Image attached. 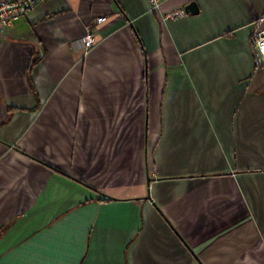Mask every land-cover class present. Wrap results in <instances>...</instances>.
Segmentation results:
<instances>
[{
	"label": "crops",
	"instance_id": "0c3cea01",
	"mask_svg": "<svg viewBox=\"0 0 264 264\" xmlns=\"http://www.w3.org/2000/svg\"><path fill=\"white\" fill-rule=\"evenodd\" d=\"M263 13L47 0L9 27L0 264H264Z\"/></svg>",
	"mask_w": 264,
	"mask_h": 264
},
{
	"label": "built area",
	"instance_id": "2783aa9c",
	"mask_svg": "<svg viewBox=\"0 0 264 264\" xmlns=\"http://www.w3.org/2000/svg\"><path fill=\"white\" fill-rule=\"evenodd\" d=\"M47 0H1L0 1V36L11 27L14 23L26 16L37 5ZM149 10H158L166 0H145ZM183 10L173 11L165 15V19L181 17L184 15ZM105 21L104 17L96 19L100 24ZM95 43V29L91 26L85 27L84 34L74 42V45L84 54L93 48ZM252 45L256 57L257 69L264 66V13L256 21L252 34Z\"/></svg>",
	"mask_w": 264,
	"mask_h": 264
},
{
	"label": "water",
	"instance_id": "95a60500",
	"mask_svg": "<svg viewBox=\"0 0 264 264\" xmlns=\"http://www.w3.org/2000/svg\"><path fill=\"white\" fill-rule=\"evenodd\" d=\"M184 11H185L186 13H190V14H196V13L198 12V11H197V7H196V4H195L194 2L189 3V4L185 7Z\"/></svg>",
	"mask_w": 264,
	"mask_h": 264
}]
</instances>
